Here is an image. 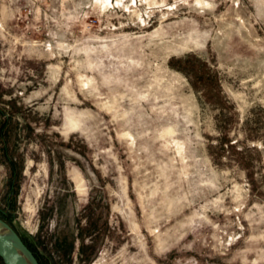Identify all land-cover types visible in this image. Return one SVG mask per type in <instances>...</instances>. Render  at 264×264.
<instances>
[{
  "label": "rangeland",
  "instance_id": "rangeland-1",
  "mask_svg": "<svg viewBox=\"0 0 264 264\" xmlns=\"http://www.w3.org/2000/svg\"><path fill=\"white\" fill-rule=\"evenodd\" d=\"M37 264H264V0H0V226Z\"/></svg>",
  "mask_w": 264,
  "mask_h": 264
},
{
  "label": "water",
  "instance_id": "water-1",
  "mask_svg": "<svg viewBox=\"0 0 264 264\" xmlns=\"http://www.w3.org/2000/svg\"><path fill=\"white\" fill-rule=\"evenodd\" d=\"M1 226L6 227L5 225L1 224ZM17 240L20 251L18 250L15 252L14 249L9 247L1 238L0 236V261L1 264H19L17 259V254L21 255L25 259V264H37L31 253L27 250V248L21 243L19 238L13 233L8 227H6Z\"/></svg>",
  "mask_w": 264,
  "mask_h": 264
},
{
  "label": "bare ground",
  "instance_id": "bare-ground-1",
  "mask_svg": "<svg viewBox=\"0 0 264 264\" xmlns=\"http://www.w3.org/2000/svg\"><path fill=\"white\" fill-rule=\"evenodd\" d=\"M0 236L9 247L15 250V252L18 250L20 251L21 248L15 236L6 227L0 226ZM17 259L19 264H25V259L21 255L17 254Z\"/></svg>",
  "mask_w": 264,
  "mask_h": 264
},
{
  "label": "trees",
  "instance_id": "trees-1",
  "mask_svg": "<svg viewBox=\"0 0 264 264\" xmlns=\"http://www.w3.org/2000/svg\"><path fill=\"white\" fill-rule=\"evenodd\" d=\"M0 264H1V261H0Z\"/></svg>",
  "mask_w": 264,
  "mask_h": 264
}]
</instances>
